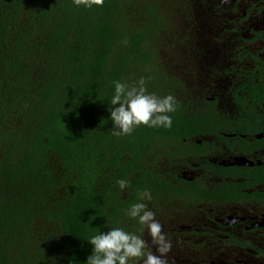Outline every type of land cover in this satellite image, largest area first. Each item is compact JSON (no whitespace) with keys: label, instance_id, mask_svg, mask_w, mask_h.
<instances>
[{"label":"trees","instance_id":"obj_1","mask_svg":"<svg viewBox=\"0 0 264 264\" xmlns=\"http://www.w3.org/2000/svg\"><path fill=\"white\" fill-rule=\"evenodd\" d=\"M221 1L104 0L85 7L75 0H0V264H85L97 230L139 234L125 215L132 204L158 212L183 202L193 212L195 203L233 194L234 183L219 192L176 180L160 166L169 141L182 151L217 121L215 111L193 110L192 92L210 70L192 53L195 40L210 44L209 24L218 25L208 4L213 17L229 10ZM140 78L148 93L174 96L172 126L141 125L130 136H113V81ZM121 179L129 181L123 192ZM145 191L151 198L142 200ZM143 238L151 249L146 229Z\"/></svg>","mask_w":264,"mask_h":264},{"label":"flooded vegetation","instance_id":"obj_2","mask_svg":"<svg viewBox=\"0 0 264 264\" xmlns=\"http://www.w3.org/2000/svg\"><path fill=\"white\" fill-rule=\"evenodd\" d=\"M221 2L229 4L222 16L213 17V5L207 7L218 23L207 27L210 44L195 40L192 53L210 70L192 92L193 110L215 111L217 121L182 151L169 141L171 153L160 166L166 175L204 188L238 187L223 200L219 193L212 202L195 203L193 212L183 202L182 208L152 210L171 243L164 264H264V0ZM151 249L156 252L155 245Z\"/></svg>","mask_w":264,"mask_h":264},{"label":"clouds","instance_id":"obj_3","mask_svg":"<svg viewBox=\"0 0 264 264\" xmlns=\"http://www.w3.org/2000/svg\"><path fill=\"white\" fill-rule=\"evenodd\" d=\"M103 2L104 0H91L90 3L87 0H75L77 6L83 3L85 7H92L93 4L100 6ZM145 83L144 78L134 84L113 81L114 94L108 117L113 126V136H130L141 125L165 129L172 126V117L169 114L176 110L174 96L159 97L148 93ZM117 185L123 192L129 187V181L121 179L117 181ZM150 198L147 191L141 194L142 200ZM125 215L140 226L139 234L126 231L123 227L111 228L107 232L97 230L87 241L92 246V252L85 264H164L161 256L170 250L171 243L155 219V213L147 204L137 202L128 207ZM145 229L160 256L154 255L149 249L143 238Z\"/></svg>","mask_w":264,"mask_h":264},{"label":"rangeland","instance_id":"obj_4","mask_svg":"<svg viewBox=\"0 0 264 264\" xmlns=\"http://www.w3.org/2000/svg\"><path fill=\"white\" fill-rule=\"evenodd\" d=\"M199 5L200 4V0H196V3H195V6L196 5ZM179 13H183L181 10L179 11ZM212 44L213 43H217L216 41H212L211 42ZM202 60H200V62H201ZM207 61V60H206ZM206 61H204V62H206ZM173 65H172V70H173ZM174 71V70H173ZM159 223H160V225H162V222L160 221V220H157ZM162 231H163V229H162ZM151 251H152V253L154 254V255H158V256H160L161 254L157 251V247L155 246V250H156V252H154V250H152V249H150ZM170 251H172V250H169L167 253H169ZM166 253V254H167ZM166 254H164V256L166 255ZM161 257H163V256H161Z\"/></svg>","mask_w":264,"mask_h":264}]
</instances>
